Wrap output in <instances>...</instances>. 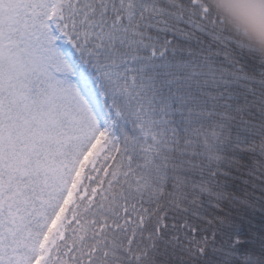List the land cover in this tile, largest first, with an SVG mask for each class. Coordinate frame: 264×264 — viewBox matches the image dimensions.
Segmentation results:
<instances>
[{
    "label": "snow or ice",
    "instance_id": "6c2138e0",
    "mask_svg": "<svg viewBox=\"0 0 264 264\" xmlns=\"http://www.w3.org/2000/svg\"><path fill=\"white\" fill-rule=\"evenodd\" d=\"M0 264H264V57L209 0H0Z\"/></svg>",
    "mask_w": 264,
    "mask_h": 264
},
{
    "label": "clouds",
    "instance_id": "9594fccd",
    "mask_svg": "<svg viewBox=\"0 0 264 264\" xmlns=\"http://www.w3.org/2000/svg\"><path fill=\"white\" fill-rule=\"evenodd\" d=\"M217 16L264 57V0H209ZM239 24V28L236 25Z\"/></svg>",
    "mask_w": 264,
    "mask_h": 264
}]
</instances>
